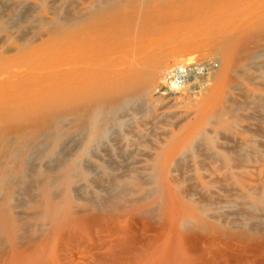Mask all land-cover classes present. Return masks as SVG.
Here are the masks:
<instances>
[{"label":"bare ground","instance_id":"obj_1","mask_svg":"<svg viewBox=\"0 0 264 264\" xmlns=\"http://www.w3.org/2000/svg\"><path fill=\"white\" fill-rule=\"evenodd\" d=\"M9 7L0 17V29H19L29 17L30 6L26 4V11L19 14ZM64 9L59 51L42 53L11 47L0 52V232L11 249L10 257L2 254L5 258L0 257L1 263L53 264L47 260L24 261V255L18 253L25 225L16 211L27 205L22 201L21 206L22 195L37 207L33 213L38 218L52 223L48 235L63 239L65 232L74 234L81 228L89 231L95 227L101 238L108 239L109 250H113L115 235L127 237L124 246L138 242L133 217L146 212L144 207L124 209L113 221L111 217L90 218L88 211H72L68 205L64 207V202H69L70 194L81 196L83 190L76 179L81 173H89L91 183L103 196L84 201L93 209L117 208L114 201L129 188L116 186L114 178L127 176L140 185L145 182L142 172L149 171L163 202L164 223L151 241H142L144 249L159 245L175 215L182 227L178 236L188 254L196 252L194 256H198L201 250L197 252V241L201 237L208 245L207 253L223 260L224 251L213 243L226 244L232 239L246 245L243 251L252 255L251 263L258 257L263 263H256L264 264L262 242L251 244L243 236H226L206 222V215L195 211L212 203L200 200L192 209L168 198L169 177L174 170L182 169L181 159L193 155L202 160L216 158L206 155L204 144L211 146L216 132L212 127H228L225 119L236 109L252 106L253 115L246 116L247 120L255 123L250 124L251 128L255 126L253 132H263L260 124L264 123V114L254 116L264 108L257 103L258 98L245 95L243 102L228 104L230 93L239 90L238 80L242 78L256 88L259 77L253 74L264 73V61H259L264 58V0H79V7L74 9L69 4ZM27 39L24 33L16 41L27 46ZM197 61L207 66L204 75L193 74ZM170 118L174 119L171 123ZM54 126L56 130H48ZM160 126L165 129L159 133ZM152 137L156 141L146 151L139 150L138 146ZM51 139L60 142L50 155ZM254 156L241 152L234 142L228 154L220 158L223 164L238 166ZM41 158L47 161L39 171L37 161ZM90 158L100 160L102 166ZM35 176L37 181H33ZM36 182L45 187L41 201L34 199ZM59 182L63 184L56 190H47ZM234 216L248 224V233L264 232V210L239 209ZM46 244L45 240L39 246L47 248ZM199 255L203 259L204 254ZM232 258H227L230 263L235 256ZM199 259L195 258L198 264ZM244 260L240 258L239 263Z\"/></svg>","mask_w":264,"mask_h":264},{"label":"rangeland","instance_id":"obj_2","mask_svg":"<svg viewBox=\"0 0 264 264\" xmlns=\"http://www.w3.org/2000/svg\"><path fill=\"white\" fill-rule=\"evenodd\" d=\"M7 1L8 0H0L1 3H4V5L2 4L3 7L0 8L1 10H3L2 12L0 10V13L3 14L0 15V17H3L4 13L6 14V10L8 9V6L12 8V11L14 12L16 11L15 13L19 14L21 12L23 13L24 11H26V8L24 6L27 4L30 6V12H29L30 18L28 17L26 21L27 23L25 22L24 24H22L23 26L21 25L19 29H12L9 31L0 29V35H3L0 38L5 39V41H3L4 43L2 42L0 43V49H1L0 52L8 50V48L10 49L11 47H12L11 49L31 48L33 50L40 51L42 53L43 52L51 53L54 51L55 52L59 51L60 32L62 27V20L60 19L63 18L61 16L65 10L64 8L69 6V4H71L74 9L76 7H79V0H73V1L10 0L11 2H8V4ZM12 1L13 3H16V5L14 4L15 6L12 5L13 4ZM21 1L23 2L22 5H21L22 3ZM75 2L78 3V6H76L77 4ZM9 3H11V5H9ZM14 7L15 9H13ZM24 33L28 37L27 46H23L16 41V39L21 34ZM9 38L11 41L9 40ZM261 47H264V43L261 44ZM39 59L45 60L46 58L40 57ZM259 61H264V58H261ZM213 66L214 68H218L219 64L214 63ZM193 70H194L193 74L197 76L199 75L201 76L206 73L207 66L203 65L202 62L197 61L194 64ZM253 75L259 77L256 80V84L258 85V87L254 88L250 83H248L246 80H243L241 78L240 80H238V84H239L238 89L242 90L244 93L239 94L238 92L239 90L231 92L229 97L231 103L228 104L229 106H232L231 104L234 101L237 103L243 102V97L245 95L258 98L259 102L257 103L260 105H264V73H260V74L255 73ZM242 86L244 87V90ZM249 91H252L253 94H251V92ZM252 109H253L252 106L236 109V111L233 112L230 118L225 119L226 122L229 123L228 127L227 126L223 128H219L217 126L212 127L216 131L212 134V136L214 137V141L212 142L211 146L208 145L207 143L204 144L206 146V147L204 146L205 147L204 151L207 156L215 155L216 158L213 159L208 158L209 160L207 159L202 160V159H198L196 155H193L187 159L183 158L180 160L181 164L179 168L182 166L181 167L182 169H179L180 171L174 170V172H172L169 177V187L171 188V190L169 192L170 195L168 196V198L170 199V202H172L173 200L172 198H174V201L176 203L182 204L186 208H192V209H194V207L198 205V202L200 200L207 202L209 204L212 203V205H208L207 207L201 209L200 211L195 210L207 216L205 220L209 225L212 226V228L214 227L221 233H224L226 236H243L247 240V243L253 244V242L258 243L259 241L260 244L262 243L264 244L263 231L253 230L251 231L252 233H248L250 232L247 231L249 228L248 224L245 222H240L239 219H237V216H234V212L239 209L247 211V210H252L255 207L258 210H262V211L264 210V123L260 124V129H263V132L261 134L258 132L255 133V131L253 132L255 126L253 125L251 128V125L255 123L247 120L250 115H253ZM263 114H264V108L259 111V114H255L254 116L259 117L260 115ZM49 115L51 116V114ZM173 121L174 119L170 118L169 122L171 123ZM52 127L48 128V130L49 131L56 130L55 126L54 128ZM243 128H245L244 131ZM164 129H165L164 126H160L157 132L160 133ZM249 132H251V134ZM147 141H149L147 142L148 144L146 143L138 146L139 150L143 149V151H146L147 148L151 145V143L153 144L156 140L155 138L152 137ZM51 142H52V146L49 153L50 155L56 149V146L60 142V140L51 139ZM234 142H237L241 152H243L244 154L254 153L255 156L246 159V161L244 160L238 166L232 163L223 164L220 157L222 155L226 156L228 154V150L232 148ZM228 144L231 145V147ZM219 147L222 149H220ZM225 148L227 150H223ZM138 159H140V157H138ZM90 160L94 161V163L98 164L99 166H102L100 160L95 158H90ZM46 161L47 158H41L37 161V164L39 166V171H40V167L44 163H46ZM187 165H188V169H186ZM55 174L57 176L60 175V173L58 172H56ZM89 175H90L89 173H81L79 178L76 179V185L82 187L83 193L81 194V196L78 197L73 196L74 194H70L71 199L67 204L64 202V207L67 208L68 205L69 207L72 208V211L78 210L77 212H79L80 210H83L80 212L88 211L86 212V214L87 216H90V218L96 216L98 218L111 217L113 218V221L118 217L119 214H121V212L124 209H134V208L144 207L146 212L142 214L141 213L137 214L133 217L135 221V223L133 222V224L137 227L139 231L136 232L137 234L138 233L139 234L138 236L135 237V239L137 241L139 239V241L131 245L132 246L131 248V246L127 245L128 244L127 241L128 239H126L127 237L121 235H115L113 236V240H115V242L113 241L114 244L113 250H109L108 245H106L108 239L104 237L101 238L102 234L99 233V230L96 229L95 227H90L91 230L89 231L86 230L85 228L84 229L81 228L77 230L76 232H74V234L77 233L78 236L77 234L75 236H77L78 238H76L74 234H67L66 232L63 239L57 238L56 235H52V234L48 235L50 232H47V229L49 228V226L51 228L52 223L49 220L44 221L38 218L37 214L33 213V212L35 213L37 212V207L34 205L33 202L29 201L27 197L22 195L21 197H19V199L22 198L21 206H23V203L24 205L25 204L27 205L23 206L22 208L20 207L19 209H17L16 212H18L24 218L23 222L25 225V229L24 232L21 233V235H23L22 236L23 242L18 247L19 249L18 253L20 252L22 253V255H24L23 256L25 258L24 261L29 260V262H31V261L47 260V261H51L53 264H185V263L198 264L197 262H195V258L197 257L199 259L200 256L199 253L201 255L204 254L205 256V257L203 256L204 262L200 256V259L202 261H200L199 259L198 260L199 264H201V262L202 264H220V263L221 264H227V263L255 264L256 261L261 262L262 260V258H259L260 260H257L258 259L257 257L256 260H254L255 263L254 262L251 263L252 255L250 256V253L243 251V247H246V245L243 246V243H240L232 239L226 240V244L223 241H215L213 243L214 244L213 246L219 248L218 249L219 251L221 249L224 251L222 253H225L226 258L224 257L223 260L220 257L217 258L207 253L208 245L204 243L205 242L204 239H202L201 241V237H199L197 241L198 251L197 250L196 251L199 252L201 250L199 253H197L198 256L197 255L196 257L194 256L196 252L194 253V255H192L193 253L188 254L185 245L182 243L181 238L178 236L179 231H182V227H180V221L178 220L179 218L174 214H173L174 217H171V219L168 222L169 224L168 233L165 234L164 238L159 243V245H155L153 248L146 250L144 249L145 246L143 244H146L147 241H151L152 240L151 237L155 236V232L159 230L164 223L162 222L163 202L160 198L159 190L157 189V183L153 180L151 172L149 171L142 172V175L145 176L146 183L144 182V184H140V185L139 184L137 185L136 182L133 180V178L127 176H124L122 179L114 178V184L116 186L120 187L122 185H127V188L129 189H126L124 194L120 195V199L118 198V200L114 201V204H116L120 209L118 207L117 209L115 205H113V207H109L105 210L93 209L89 207L88 204L84 201L87 197L97 198L103 196V193L99 190V187L91 183L90 180H92V176ZM115 175H117V173H115ZM104 177H107V175H104ZM239 177L243 178V180L240 181ZM37 180H38L37 176L33 177V181H37ZM62 184L63 183L61 182L56 183L54 185L49 186L47 190L54 191ZM34 185H35L34 188L36 189V190L33 189L34 199L41 201V197L43 196V194H45L44 193L45 187L41 188V186L38 185L37 182ZM39 186L41 189L39 188ZM36 193H39L37 194V196L41 194L39 196L40 198L35 195ZM62 197L63 196H61V198ZM122 198L124 202H122L123 201ZM36 203L39 202L37 201ZM87 207L89 208L88 210L85 209ZM29 213L32 216H30ZM25 214H27L26 216H28L29 218H26ZM25 222L28 225H26ZM30 224L34 226L33 230H32V225ZM35 225L40 228L37 229ZM44 225L45 226L48 225V226L45 227ZM70 235H71V240L69 241ZM6 238L7 237L3 234V232H0V254H1L0 257L3 256L4 254H5L4 256L7 257L11 256L10 243ZM58 239H60L61 242H57ZM45 240L47 242L46 247L47 245L48 247L45 248L44 245H40L41 246L40 247L39 244ZM125 241L127 242V244H125L124 246ZM57 244H59V247ZM28 246L32 248L29 249L30 247ZM42 246H44V248ZM51 246L53 249H51ZM228 246L229 248H227ZM55 249L57 250L59 249L58 250L59 253H57L58 251L55 252L56 251ZM142 249L144 251H142ZM260 249H262V246ZM133 251H136L138 253ZM131 256H133V258ZM242 256L244 257L246 256V257L242 258ZM96 257H98V260H96L97 259ZM231 257L234 258V259L232 258L233 263H230L228 261V259L231 260ZM239 257L241 258V260L243 259L245 260L239 263L240 260ZM1 258H5V257H1ZM259 262H257L256 264H258ZM261 263H263V261ZM0 264H2L1 260H0Z\"/></svg>","mask_w":264,"mask_h":264}]
</instances>
